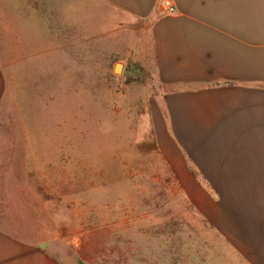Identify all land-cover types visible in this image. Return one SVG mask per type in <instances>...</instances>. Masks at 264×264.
Wrapping results in <instances>:
<instances>
[{"label":"crops","instance_id":"1","mask_svg":"<svg viewBox=\"0 0 264 264\" xmlns=\"http://www.w3.org/2000/svg\"><path fill=\"white\" fill-rule=\"evenodd\" d=\"M164 1L41 0L39 31L10 11L0 29V264H59L48 57L80 65L82 34L128 42L158 90L150 120L174 182L216 231L236 233V264H264V0Z\"/></svg>","mask_w":264,"mask_h":264},{"label":"rangeland","instance_id":"2","mask_svg":"<svg viewBox=\"0 0 264 264\" xmlns=\"http://www.w3.org/2000/svg\"><path fill=\"white\" fill-rule=\"evenodd\" d=\"M13 7L17 16H32L39 31L41 0H0L1 30ZM87 37L81 35L80 65L48 57L49 211L62 230L50 250L54 258L59 264H236V233L216 231L194 209V193L174 182L155 145L150 119L158 90L126 56L128 42L106 46ZM3 61L9 66L14 58ZM119 63L130 71L124 74Z\"/></svg>","mask_w":264,"mask_h":264},{"label":"built area","instance_id":"3","mask_svg":"<svg viewBox=\"0 0 264 264\" xmlns=\"http://www.w3.org/2000/svg\"><path fill=\"white\" fill-rule=\"evenodd\" d=\"M164 3H165L166 6H169V2H168L167 0H165ZM169 9H170L171 11H174V8H172V7H170Z\"/></svg>","mask_w":264,"mask_h":264},{"label":"water","instance_id":"4","mask_svg":"<svg viewBox=\"0 0 264 264\" xmlns=\"http://www.w3.org/2000/svg\"><path fill=\"white\" fill-rule=\"evenodd\" d=\"M119 64H121V63H119ZM115 68V67H114ZM114 71H115V69H114ZM117 73V72H116Z\"/></svg>","mask_w":264,"mask_h":264}]
</instances>
